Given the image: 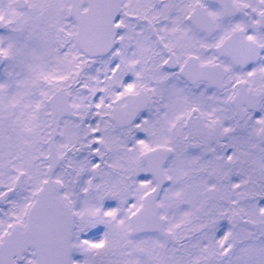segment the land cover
Wrapping results in <instances>:
<instances>
[{
    "label": "snow or ice",
    "instance_id": "6c2138e0",
    "mask_svg": "<svg viewBox=\"0 0 264 264\" xmlns=\"http://www.w3.org/2000/svg\"><path fill=\"white\" fill-rule=\"evenodd\" d=\"M0 264H264V0H0Z\"/></svg>",
    "mask_w": 264,
    "mask_h": 264
}]
</instances>
